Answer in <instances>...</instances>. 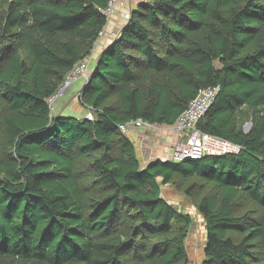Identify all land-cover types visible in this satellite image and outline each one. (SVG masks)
Returning a JSON list of instances; mask_svg holds the SVG:
<instances>
[{
    "label": "trees",
    "instance_id": "16d2710c",
    "mask_svg": "<svg viewBox=\"0 0 264 264\" xmlns=\"http://www.w3.org/2000/svg\"><path fill=\"white\" fill-rule=\"evenodd\" d=\"M109 1L0 0V264H189L173 185L201 264H264V0H142L82 89L93 120L51 117ZM209 87L196 128L240 151L142 168L118 126H171Z\"/></svg>",
    "mask_w": 264,
    "mask_h": 264
},
{
    "label": "built area",
    "instance_id": "2783aa9c",
    "mask_svg": "<svg viewBox=\"0 0 264 264\" xmlns=\"http://www.w3.org/2000/svg\"><path fill=\"white\" fill-rule=\"evenodd\" d=\"M119 0H110L108 7L105 10L106 21L113 15L115 12ZM126 6V9L122 13V19L126 23L130 17V14L137 10V5L131 4V0H120L119 6ZM104 29H102L97 38L94 40L92 45V52H94L99 39L102 37ZM89 55L84 58L80 64L71 71L65 78L62 83V86L58 89L53 97L48 100V103L51 104L56 98L63 95V93L70 88L74 83L79 81L87 82L90 72L88 69V58ZM218 87H209L203 89L198 97L191 101L183 115L171 126H168L167 129L175 133L179 141L170 150L169 158H160L161 163L167 161L181 162L183 160H199L203 156L207 155H224V154H237L240 151V147L231 145L220 139L208 136L201 133L197 130L196 125L205 115L208 109L211 107L216 94L218 93ZM85 119L92 121L93 114L89 111L86 114ZM153 127L142 120H130L124 124L118 126L119 133L127 137L131 129L139 127Z\"/></svg>",
    "mask_w": 264,
    "mask_h": 264
},
{
    "label": "crops",
    "instance_id": "0c3cea01",
    "mask_svg": "<svg viewBox=\"0 0 264 264\" xmlns=\"http://www.w3.org/2000/svg\"><path fill=\"white\" fill-rule=\"evenodd\" d=\"M141 1L142 0H131V4H135L138 6V4ZM119 2L116 6L118 8H116L115 12L107 20V23L103 28L104 33L102 37L99 39L94 52H92L91 50L92 48L90 49L91 55L88 58V69L90 74L94 70L99 55L102 53V51H104L117 39L122 28L125 25V22L122 19V13L126 9V6H121V5L119 6ZM84 85H85L84 81L76 82L70 88H68L63 93L62 96L56 98L52 102V104L49 105L51 111V117H59V116L73 117V115H76L79 117L78 119H85L86 114L89 111L92 112V110L88 107H85L80 102L81 93ZM58 100L60 101V103H58L57 106L54 107L53 106L54 103H56ZM67 110L70 111L67 112ZM65 112L67 114H65ZM167 127L168 126H153V127L142 126L130 130L129 136H127V138H129L130 142L132 143L136 157L142 168L154 160H159L160 158L167 159L170 157V150L175 145V143L179 141V138L175 133L168 130ZM158 132L161 133L158 134ZM183 214L189 215L187 213H183ZM196 214L198 218L202 220V218L199 216L197 212ZM203 227H204V222H203ZM204 245H205V239H204V244L202 246V252L204 249ZM202 260H203V254H202ZM201 262L202 261H200L199 264H201Z\"/></svg>",
    "mask_w": 264,
    "mask_h": 264
},
{
    "label": "rangeland",
    "instance_id": "374dc122",
    "mask_svg": "<svg viewBox=\"0 0 264 264\" xmlns=\"http://www.w3.org/2000/svg\"><path fill=\"white\" fill-rule=\"evenodd\" d=\"M60 103L58 100L54 103V107ZM52 104V103H51ZM75 104V102H74ZM50 105V104H49ZM70 110H67L69 112ZM244 112V116L242 119L238 120L240 128L245 131L246 129H250L248 125L252 124V120L255 116V112L253 110H241ZM65 114H67L65 112ZM68 117V116H67ZM75 118H79L76 115H73ZM161 133V132H160ZM158 132V134H160ZM162 197L175 209H177L181 213H187L192 218L191 225L188 228L187 237L185 241L186 251L189 260V264H199L202 261V246L204 244L205 239V229L203 227V222L198 218L193 203H191L190 199L187 200L182 196V192L177 191L175 186H166L161 188ZM5 263V261H2Z\"/></svg>",
    "mask_w": 264,
    "mask_h": 264
},
{
    "label": "water",
    "instance_id": "95a60500",
    "mask_svg": "<svg viewBox=\"0 0 264 264\" xmlns=\"http://www.w3.org/2000/svg\"><path fill=\"white\" fill-rule=\"evenodd\" d=\"M251 126V124L250 125H248V127H250ZM248 131H249V128L248 129H246L245 131H244V133H248Z\"/></svg>",
    "mask_w": 264,
    "mask_h": 264
}]
</instances>
